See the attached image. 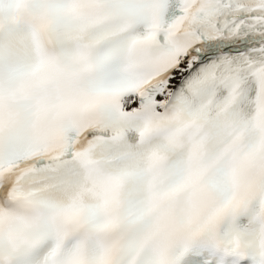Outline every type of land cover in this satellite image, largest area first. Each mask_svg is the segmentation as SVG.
I'll return each mask as SVG.
<instances>
[{"label":"snow or ice","instance_id":"snow-or-ice-1","mask_svg":"<svg viewBox=\"0 0 264 264\" xmlns=\"http://www.w3.org/2000/svg\"><path fill=\"white\" fill-rule=\"evenodd\" d=\"M0 264H264V0H0Z\"/></svg>","mask_w":264,"mask_h":264}]
</instances>
